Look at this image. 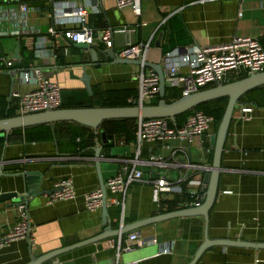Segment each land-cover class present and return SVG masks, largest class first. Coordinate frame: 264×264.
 <instances>
[{"label":"crops","instance_id":"crops-1","mask_svg":"<svg viewBox=\"0 0 264 264\" xmlns=\"http://www.w3.org/2000/svg\"><path fill=\"white\" fill-rule=\"evenodd\" d=\"M71 1H75L77 6L89 8L88 24L94 28L95 45L100 49L108 48L101 38L105 29L135 26L137 30L132 38L150 44V62L162 61L164 50L192 45L216 46L228 43L235 37H257L264 46V0H141L140 16L131 8H118L114 0ZM17 2L34 3L40 7L30 13L28 21L29 26L39 34L0 38V56L17 57L19 50L15 65L0 72V95L8 100L12 90L33 89L34 84L20 80L19 72L37 66L43 69L47 77L60 84L62 94L67 96L73 93L77 99H89L92 95L80 78L83 68L79 62L84 54L80 48L69 44L61 35L49 37L51 43L46 45V48L56 47L57 56L47 54L48 51L43 52L42 56L36 55L33 43L39 35H47L48 28L56 24L55 19L50 17L52 0H17L5 2V5ZM165 17L168 19L163 24ZM142 22L147 25L142 26ZM114 38L113 48L119 53L125 48L128 36L116 34ZM139 69L138 65L109 63L89 67L87 71L91 75L92 89L98 86L106 89H138L136 75ZM10 108L15 116L18 115L14 99L8 103V112ZM246 115L251 116L250 120L244 119ZM180 120H184V117ZM79 125L75 122L70 125L77 132L75 138L62 137L59 141L54 136L48 141H25L13 136L0 149L2 193L18 192L22 195L25 192L22 173L25 171H36L43 175L41 190L54 189L55 182L62 178H72L77 189L76 198L55 203H48L46 194L30 196L27 206L37 247L32 251L26 239L13 240L0 248V264H28L33 255L39 256L90 239L104 231L107 224H103L102 207L90 211L84 206V194L100 187L95 146H103L100 172L104 181L124 165L131 168V163L126 160L139 156L147 161L139 166L143 181L129 187L124 206L113 202L111 194H108V224L112 229L191 207L197 192H202L204 186H186L182 193L162 191L157 201L155 184L160 178L175 181L184 172L183 168L174 164L188 161L184 153L177 150L181 145L188 147L189 161L204 169L211 167V135L217 131L214 123L205 135L189 145L175 138L165 143L144 142L140 152L136 138L128 141L124 136H116L110 141L112 144L106 146L108 143H103L94 129ZM80 141L86 145L85 148L75 147ZM153 159L165 160L168 164L161 166L152 162ZM221 166L219 192L209 211L208 237L264 242V107L240 102L235 107ZM204 169L192 173L201 177L203 182L207 171ZM225 190H232V193L226 194ZM188 195L191 199L186 197ZM11 202L10 199L0 200V234L18 220L17 206L11 207ZM139 230L147 239L155 238L156 242L124 252L117 259L116 250L110 247L109 241H117L118 237H110L77 247L44 264H116L118 261L189 264L205 239L206 222L203 216L175 217ZM122 236L125 239L128 233ZM164 248L170 251L165 253ZM195 264H264V248L211 246Z\"/></svg>","mask_w":264,"mask_h":264},{"label":"built area","instance_id":"built-area-1","mask_svg":"<svg viewBox=\"0 0 264 264\" xmlns=\"http://www.w3.org/2000/svg\"><path fill=\"white\" fill-rule=\"evenodd\" d=\"M90 1V0H86ZM120 9L131 8L137 16L142 14L141 0H114ZM53 11L51 18L56 21L55 26H50L47 35H39L35 41L36 55L42 56L43 52L57 56L56 47L46 48L51 43L49 37L55 38L61 35L74 43L95 44L94 28L89 26V8L77 6L71 0H52ZM0 3V38L21 37L29 34H39L33 27L29 26V15L32 11L39 9L28 2H17L11 5ZM96 8V6H95ZM167 17L163 18V24ZM7 25L8 27H5ZM146 26V22L141 23ZM60 27V28H59ZM62 27H67L62 30ZM135 26L123 25L110 27L102 32V41L108 48L114 45L116 34H126L125 48L117 53L121 57L138 58L144 61L150 49V44L135 41L132 35L136 32ZM18 58L15 56H0V72L11 69ZM167 87L179 88L183 95L196 92L211 84L225 83L230 78L240 75H250L264 70V46L257 37H235L230 42L208 47H198L195 45L186 46L182 49L175 48L166 53L163 60ZM20 80L24 83L35 85L33 89L21 91L12 90L11 99L15 100L18 115H26L35 112L55 110L61 108L62 93L60 84L47 77L41 67L32 66L21 69ZM138 82L137 98L129 99L137 105L149 104L159 95L160 80L158 73L145 66H140L136 75ZM251 116H244L245 120H250ZM214 117L198 109H192L187 115L185 122L178 126L175 120L168 117L137 118L136 140L139 152L144 142L157 143L168 142L177 139L182 144H191L196 138H201L211 128ZM179 151L187 157L186 162H175L184 172L175 180L160 178L155 184V198L160 200L162 191L182 193L186 186H196L201 188L206 186L201 177L194 176L196 170L204 169L203 166L189 161V149L183 145L179 146ZM131 163L124 165L115 175L106 181L107 196L111 194L112 201L124 206L125 196L129 187L135 183L143 181V172L139 169L140 164L147 161L137 156L135 159L126 160ZM152 162L165 166V160L153 159ZM204 170H209L205 168ZM224 193L231 194L232 190H225ZM205 194L198 191L196 200L192 205H200ZM77 197V189L72 178H62L55 182L54 191L46 194L48 203H55L61 200H70ZM103 192L100 187L88 191L84 194V206L87 210L95 211L102 207ZM18 220L9 230L0 234V248L16 239H26L32 251L37 247L34 236V225L29 213L27 204L22 203L17 206ZM156 242V239H147L139 229L128 233L127 238L121 235L118 240L109 241L111 248L116 250L117 259L124 252L134 251L148 243ZM169 248H164L163 252H169ZM116 264H140V261L117 262Z\"/></svg>","mask_w":264,"mask_h":264},{"label":"water","instance_id":"water-1","mask_svg":"<svg viewBox=\"0 0 264 264\" xmlns=\"http://www.w3.org/2000/svg\"><path fill=\"white\" fill-rule=\"evenodd\" d=\"M17 0H0V3L15 2ZM67 42L72 46L80 48L84 54L81 56L79 66L83 68V74L80 77L86 90L92 94L91 75L88 73L87 68L92 66L105 65L109 63H120L145 66L154 69L159 76L160 80V100L157 104H144V105H128V106H78V107H62L55 110H47L41 112L30 113L26 115L8 116V108L6 117L0 118V135L8 138L9 134L16 129H24L32 126L51 124L52 130L55 133V124L58 122H75L81 125L88 126L98 132V129L103 121L113 119L125 118H152V117H168L172 120L183 113H186L202 104L218 100L221 98H228V102L224 114L219 122L217 131L211 135V144L213 146V161L209 170L204 175L205 187L202 188L205 196L200 205H192L188 208L174 210L162 213L151 218L139 220L135 223L120 226L117 229H112L108 224V204H107V189L104 179L101 176L100 167L103 161L102 151L103 146H95L96 167L99 172L100 188L103 192L102 202V218L103 224L106 225L104 231L90 239L83 240L51 252L36 256L33 255L28 264H44L47 261L57 259L63 253L71 251L77 247L85 244L98 242L110 237H119L125 235L133 230L140 229L146 225L154 224L160 221L168 220L175 217H189V216H203L206 222V236L203 243L197 249L193 259L189 264H195L200 258L201 254L211 246H239L247 248L261 249L264 248V242L246 241L241 238L233 240L228 238L210 239L208 237V222L209 211L212 208L217 194L219 192L218 183L219 176L222 171L221 156L224 150L225 140L231 124V119L235 111V107L239 104L240 99L248 92L264 86V70L258 73H251L250 75L236 79L230 82L220 83L215 86L198 90L180 98L168 102L166 100V77L164 64L162 61L150 62L147 53L146 59L142 61L138 58L121 57L117 54L116 50L112 48L100 49L97 45H89L83 43H74L67 39ZM159 45V42H158ZM17 51V57L19 56ZM165 56V54L163 53ZM11 102V97L8 103ZM101 141L103 143H110L107 138L106 132L102 131ZM58 149V145H57ZM2 175H6L1 172ZM24 176L25 192L21 195L18 192H1L0 185V200H12L11 207L19 206L22 203L27 204L30 196H37L43 194H50L54 189L46 191L41 190V183L43 175L36 171H25L22 173Z\"/></svg>","mask_w":264,"mask_h":264},{"label":"trees","instance_id":"trees-1","mask_svg":"<svg viewBox=\"0 0 264 264\" xmlns=\"http://www.w3.org/2000/svg\"><path fill=\"white\" fill-rule=\"evenodd\" d=\"M34 5V3H31ZM173 50V49H172ZM171 50H164V54L170 52ZM248 76L240 75L236 78H230L227 82L244 78ZM215 86V84L208 85L203 87L202 89L209 88ZM92 96L89 99L81 100L77 99L75 95L72 93L71 95L62 94L63 102L62 107H78V106H128V105H137L135 102L129 101V99L137 98L138 89L129 88V89H106L101 86L95 87L92 89ZM182 92L179 88L176 87H167L166 90V100L168 102H172L182 96ZM160 100V96L158 95L154 98L149 104H157ZM228 102V98H221L218 100H214L205 104H202L195 109L201 110L204 113L211 115L214 117V124L218 127L219 122L224 114L226 105ZM240 103H251L258 107H264V86L258 87L246 95H244L240 101ZM8 108V100L6 96L0 95V118L6 117V112ZM191 111V110H190ZM190 111L183 113L175 118L176 124L178 126L182 125L187 115ZM8 116H15V113L10 108L8 112ZM184 117V120H180V118ZM74 122H58L55 124V133L52 130L51 124H43L32 126L24 129H16L13 130L8 138L0 135V149L6 143V140L10 139L13 136H18L24 139L25 141H48L52 140L54 136L60 141L62 137L75 138L77 132L72 129L70 126ZM84 128H88L89 130H93L90 127H85V125H79ZM136 129H137V119L136 118H125V119H113V120H105L100 125L97 136L100 138V133L102 131L106 132L107 138L111 141L117 136H124L126 140H134L136 138ZM22 132L24 133L22 135ZM76 133V134H75ZM18 134V135H16ZM112 142L106 144V146L111 145ZM75 147L85 148L86 145L83 142H77ZM187 198L191 199L188 195Z\"/></svg>","mask_w":264,"mask_h":264}]
</instances>
